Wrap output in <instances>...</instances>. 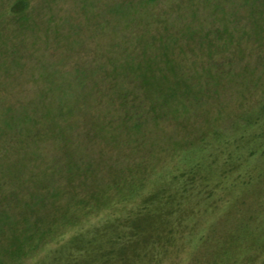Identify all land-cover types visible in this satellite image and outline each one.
I'll return each instance as SVG.
<instances>
[{
    "label": "rangeland",
    "instance_id": "374dc122",
    "mask_svg": "<svg viewBox=\"0 0 264 264\" xmlns=\"http://www.w3.org/2000/svg\"><path fill=\"white\" fill-rule=\"evenodd\" d=\"M22 1L28 7L20 11L17 4ZM249 15L252 20L248 22ZM262 18L264 0H0V153L8 148L14 131L26 127L30 118L42 121L49 110L71 107L72 115L61 122L65 129L62 140L41 144L55 163V168L51 163L45 168L50 167L58 181L64 178L57 166L62 164L68 169L61 148L67 136L69 152L81 161L97 162L103 179L89 177L76 191L64 194L56 208H65L68 203L77 207L72 196L94 183L104 186L109 198L118 199L101 212L94 210L81 216L75 228L65 226L62 234L60 221L53 225L58 231L44 232L53 222L52 195L45 212L39 209L36 213L28 209V195L4 184L0 189V213L12 209L5 213L18 221L22 238L21 251H17L11 237L13 228L7 224L0 231V264H74L66 255L55 262L53 256L59 253L53 251L64 246L65 252L74 254L70 250L73 233L90 230L95 224L106 225L109 218L128 212L163 185L168 172L181 164L179 156L197 147L199 139L210 141L214 129L228 127L243 111H257L264 99ZM217 24H227L230 31L237 32L234 42H246L244 55H229L233 53L230 47L235 45H224L219 39L215 45L218 55L208 56L196 39L190 47L194 52H186L183 32L192 35L196 31L200 37ZM243 32L249 37H242ZM170 36L179 39L182 51L173 48L168 58L155 57L165 49ZM143 42L152 44L146 54H141ZM130 45L132 53L126 49ZM229 59L233 61L227 64ZM155 61L162 63L157 65ZM130 65H137L138 70L135 67L129 71ZM144 71L156 83L151 88L175 89V106L171 108L180 111L170 116L186 111L185 118L180 115L179 120L170 119L154 111L149 90L142 85ZM158 72L167 77L156 76ZM215 79H219L217 85ZM177 101L182 104L177 106ZM183 119H189L185 126ZM78 164L83 171L86 163ZM218 170H210V177H217ZM132 177L146 179L133 197L121 200L119 195L126 191L123 184ZM230 195H234L231 189L226 196ZM250 199H255L254 194ZM181 203V209L171 216L172 233L162 234L160 243L151 250L141 246L137 256L132 255L123 264H206L197 257L208 259L212 246L223 249L220 256L230 257L219 264H264V227L258 228L261 233L248 236V245L240 251L230 250L234 229L213 230L206 234L210 242L196 255L194 240L197 237L198 242L203 231L220 224L225 208L212 209L199 195L182 198ZM58 233L61 235L55 237ZM92 233L89 231L87 237L94 238ZM98 233L97 241L106 238L103 230ZM92 250L88 253L97 251L95 247ZM203 251L204 255L200 254ZM76 254L77 264L80 259L85 264L81 253Z\"/></svg>",
    "mask_w": 264,
    "mask_h": 264
},
{
    "label": "trees",
    "instance_id": "16d2710c",
    "mask_svg": "<svg viewBox=\"0 0 264 264\" xmlns=\"http://www.w3.org/2000/svg\"><path fill=\"white\" fill-rule=\"evenodd\" d=\"M17 6L20 11L25 10L28 7V3L22 1ZM250 16L247 17L249 18L247 19L248 22L252 20ZM263 23L264 21L259 23L261 30L264 28L262 26ZM221 25L222 27H219L217 24L216 27L211 28L208 32L206 30L204 35L200 37L196 36V31L192 35L183 32L184 37H186L184 38L186 40V52H194L195 49L190 47L196 39L198 46L206 49L205 53L208 56L218 55L215 45L219 39L224 41V45H235L230 47L233 53H229V55H244L247 51L244 47L246 42H242L243 39L234 42L232 38L237 32L234 33L233 29L230 31V26L227 24ZM251 25L253 26V23ZM244 33L242 37H249L244 36ZM206 41H209V43L206 44ZM179 44V39L170 36L165 49L161 51L160 55L158 54L155 57L162 55L164 58H168V56H171L173 48H178L182 51V47ZM151 45L149 42H143L141 54H146V49ZM224 45L222 46L225 47ZM130 47L131 45L126 48L128 52H131ZM225 52H228L226 47ZM232 61L233 59H229L225 62L228 64ZM154 63L159 65L162 62L155 61ZM130 66L129 71H132L135 67L138 70L137 65ZM148 67H152V65ZM157 74L156 76L159 77V72ZM141 77L142 85L149 90V99L154 111H158L157 114L169 116L168 118H175L176 120L181 118L180 115H184L185 118L186 111H183L182 114L170 116L172 113L177 114L180 111L179 108L173 109L175 106L173 101L176 100L175 96H173L174 88H151L150 86L156 84L150 81L151 76L144 71ZM166 77L167 75H160V78L164 79ZM217 81L219 79H215V85L218 84ZM186 88L191 87L187 86ZM180 104H182L181 101H177V106ZM172 105L173 108H171ZM68 108L63 107L59 111L57 109L49 110L44 113L42 121L30 118L27 120L30 123L26 127L14 131L8 148H5L0 153V189L5 186L4 184H9L11 185L10 189H16L28 195L26 200L28 209L36 213H38L39 209L45 212L44 208L48 203L47 199L52 195L53 222L44 232H47V230L58 231V229L53 230L55 228L53 225L60 221L63 224L62 230H60L62 234L65 226L75 228L73 226L80 222L81 216L93 214L94 210L101 212L104 208L111 207L115 202H118V199L115 200V198L108 197V192L104 186L94 183L88 188L85 185L83 193L72 196L75 201L73 204H77V207L73 208V205L68 203L65 208H56V204L61 201L64 194H71L76 191V187L85 184L89 177L96 178L98 179L97 181L103 179L102 176H99L102 172L98 169L99 165L97 162L95 164L94 161L89 159L81 161V158H77L75 154L69 152L70 150L66 145L68 144L67 136L64 137L61 148L66 154L65 159H67L68 169H64L62 164L57 166L64 180L59 178L58 181L54 171L50 167L45 168L48 163H51L55 168V163L42 150L41 144L46 141L58 144L62 140L65 135V129L61 123L62 119L64 118V122H66L73 112L71 107ZM181 122L183 124H180L185 126L189 119H183ZM211 136L209 138L210 141L201 138L196 143L197 147L187 152L184 151L185 153L179 156V163L181 164L172 171L170 170L163 185L148 194L144 201L114 219L109 218L106 225L95 224L89 227L90 230L80 229L73 233L74 235L71 239L73 246L70 250L75 251L74 254L70 255L65 252L67 250L64 249V246L60 247L53 251L54 254L59 253L58 256H53L54 261L57 262L59 259L62 261V257L66 255L65 258L72 259L74 264H77L79 260L76 252L79 251L85 264L128 263L127 260L132 255H136L137 249L141 246H149V250H151L160 243L162 234L167 231L171 232V216L181 209V199L192 198L193 195L204 197L212 209L216 207L222 208V206L225 208L220 224L213 225L216 227L211 226L210 229L203 231L198 237V242L196 241L197 237L194 240L192 248L196 255L199 254L201 247L205 248L210 242L206 240V234L217 229H221L224 232L230 228L234 229L236 235L233 237L234 243L230 246V250L240 251L247 244L250 235L255 232L261 233L264 227V99L261 100L257 111L241 112L236 115L233 123L225 128L214 129ZM21 152L23 156H20ZM60 160H62L61 153ZM78 163H86L83 171L80 170L81 166ZM215 168L219 169L218 176L211 178L210 170ZM145 179L135 180L132 177L127 180L122 187L126 191L119 195V197L121 196L120 199L125 200L133 197V194L139 189L137 187ZM78 181L80 184L77 183ZM62 183H65L64 189L61 187ZM117 186L118 184L115 183V187ZM229 189L232 190L235 196H226ZM251 194L255 196L253 201L251 199L249 201ZM8 210L12 209L9 208L4 210L2 214L0 213V225L3 227L0 231H3L7 224L13 228V235H11L14 240L13 243H17L18 248L16 250L21 251L19 241L22 235L18 232L20 226L17 220H12L11 216L6 215L5 212ZM220 219L221 217L218 221ZM21 220H23L22 217ZM37 223L38 225L42 223L40 216ZM230 224L232 225L231 227H229ZM38 230L41 231L42 228H38ZM101 230L104 231V237L106 238L97 241L100 240L98 232ZM89 231L93 232L92 235H94L92 237L94 238L87 237ZM54 235H56L55 237L60 236L59 233ZM171 240V237L167 239L169 242ZM252 240L253 238L249 242L252 243ZM77 243H79L78 246ZM88 247L92 249L95 247L97 251L90 254L88 252L93 250ZM222 250L219 246L216 247V250L212 246L211 250H208L211 255L207 252L208 259L200 256L197 259L205 260L206 264H219L221 261H229V256L219 255V251ZM87 254L90 256L86 258ZM200 254L204 255V251ZM82 263L83 261L80 259V264Z\"/></svg>",
    "mask_w": 264,
    "mask_h": 264
}]
</instances>
